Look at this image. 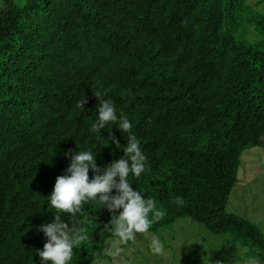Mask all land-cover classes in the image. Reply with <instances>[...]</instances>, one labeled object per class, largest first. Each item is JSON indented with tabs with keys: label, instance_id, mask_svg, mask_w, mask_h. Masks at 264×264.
I'll list each match as a JSON object with an SVG mask.
<instances>
[{
	"label": "trees",
	"instance_id": "trees-1",
	"mask_svg": "<svg viewBox=\"0 0 264 264\" xmlns=\"http://www.w3.org/2000/svg\"><path fill=\"white\" fill-rule=\"evenodd\" d=\"M2 2L0 264H41V226L55 220L49 197L67 174L69 150L90 151L101 170L124 157L129 134L118 124L90 131L95 90L129 119L147 158L128 181L165 212L148 231L189 218L251 243L264 262L259 227L226 209L241 156L264 138V12L252 13L247 0ZM245 25L254 41L242 37ZM81 207L60 213L89 236L68 264H95L117 238L113 213L98 200Z\"/></svg>",
	"mask_w": 264,
	"mask_h": 264
},
{
	"label": "clouds",
	"instance_id": "clouds-1",
	"mask_svg": "<svg viewBox=\"0 0 264 264\" xmlns=\"http://www.w3.org/2000/svg\"><path fill=\"white\" fill-rule=\"evenodd\" d=\"M93 95L99 101L98 118L91 125L90 131H100L109 123L118 124L123 133L129 134L127 143L123 146L125 155L101 170L90 151H79L72 155L69 150V153H66L71 155V164L66 175L56 178L54 190L49 197L52 208L56 210L55 220L51 224L41 226L47 237L43 250H37L41 264H68L72 259L74 247L89 240L84 228L75 224L69 227L68 223L61 220L60 215L67 213L75 216L81 213V206L87 201L98 200L103 208L113 213L111 231L120 244L134 241L138 233L146 234L154 223L165 216V212L157 207L154 199H145L139 191L133 190L128 181L130 173L140 177L145 171L147 161L140 148V142L132 133V124L126 116L118 118L112 101L103 98L106 94L95 90ZM86 102L82 97L77 102V107L84 108ZM109 139L117 148L122 147L115 136L110 135ZM90 169L95 173L91 180L88 175ZM113 189L116 190V195H111ZM175 203L182 204L183 198H176ZM121 209L117 215L116 212ZM150 247L153 254L164 255V245L158 238L151 240ZM121 251L120 247H115L109 254L117 256ZM249 264L259 262L252 259Z\"/></svg>",
	"mask_w": 264,
	"mask_h": 264
},
{
	"label": "rangeland",
	"instance_id": "rangeland-1",
	"mask_svg": "<svg viewBox=\"0 0 264 264\" xmlns=\"http://www.w3.org/2000/svg\"><path fill=\"white\" fill-rule=\"evenodd\" d=\"M3 2L0 0V6ZM252 13L264 12V0H247ZM242 37L256 39L252 27L245 25ZM227 211L242 217L259 227L264 235V138L259 146L246 150L241 156L238 182L229 196ZM158 238L164 245V255L151 251V240ZM115 247L122 251L110 255ZM260 250L247 243L232 240L230 235H217L189 218L176 220L156 233L136 234L134 241L118 243V238L106 242L101 259L95 264H249L259 257Z\"/></svg>",
	"mask_w": 264,
	"mask_h": 264
}]
</instances>
